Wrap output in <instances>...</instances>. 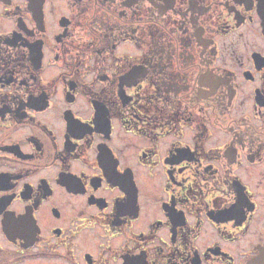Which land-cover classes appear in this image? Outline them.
Wrapping results in <instances>:
<instances>
[{"label": "flooded vegetation", "instance_id": "flooded-vegetation-1", "mask_svg": "<svg viewBox=\"0 0 264 264\" xmlns=\"http://www.w3.org/2000/svg\"><path fill=\"white\" fill-rule=\"evenodd\" d=\"M0 264H264V0H0Z\"/></svg>", "mask_w": 264, "mask_h": 264}]
</instances>
